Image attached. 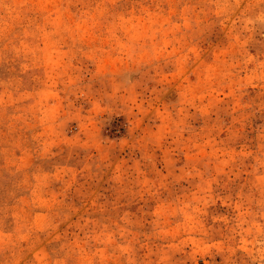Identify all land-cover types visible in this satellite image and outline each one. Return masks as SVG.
Instances as JSON below:
<instances>
[{"label":"rangeland","instance_id":"1","mask_svg":"<svg viewBox=\"0 0 264 264\" xmlns=\"http://www.w3.org/2000/svg\"><path fill=\"white\" fill-rule=\"evenodd\" d=\"M0 264H264V0H0Z\"/></svg>","mask_w":264,"mask_h":264}]
</instances>
